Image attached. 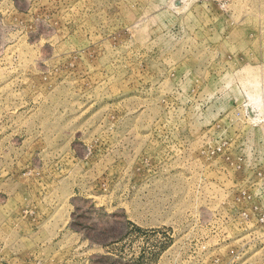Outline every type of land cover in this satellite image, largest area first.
Returning a JSON list of instances; mask_svg holds the SVG:
<instances>
[{
	"label": "rangeland",
	"instance_id": "374dc122",
	"mask_svg": "<svg viewBox=\"0 0 264 264\" xmlns=\"http://www.w3.org/2000/svg\"><path fill=\"white\" fill-rule=\"evenodd\" d=\"M0 264H264V0H0Z\"/></svg>",
	"mask_w": 264,
	"mask_h": 264
}]
</instances>
